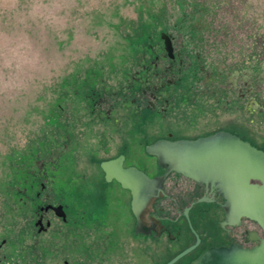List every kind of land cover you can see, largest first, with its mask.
<instances>
[{"label":"rangeland","instance_id":"1","mask_svg":"<svg viewBox=\"0 0 264 264\" xmlns=\"http://www.w3.org/2000/svg\"><path fill=\"white\" fill-rule=\"evenodd\" d=\"M160 31L175 38L187 88L203 92L198 109L177 103L173 120L137 114L129 100L121 104L120 93L149 65ZM246 83L257 103L250 113L246 101L228 102L233 87L238 98ZM93 93L114 105L107 123L92 113ZM259 106L264 0H0V243L9 242L0 261L14 256L22 225L19 193L29 173L22 164L35 169L37 154L68 146L64 174H100L102 148L128 151L136 135L152 142L165 137L170 123L177 137L227 129L264 150ZM115 118L122 131L110 134L105 128L116 125ZM188 124L198 129L178 130ZM139 245V262L148 264L147 256L160 254L164 240Z\"/></svg>","mask_w":264,"mask_h":264},{"label":"flooded vegetation","instance_id":"2","mask_svg":"<svg viewBox=\"0 0 264 264\" xmlns=\"http://www.w3.org/2000/svg\"><path fill=\"white\" fill-rule=\"evenodd\" d=\"M162 33L171 42V56L165 51ZM174 41L171 32H159L155 41L158 46L151 48L152 58L149 65H142V72L136 73L134 84L129 86L125 94L120 93L124 98L122 105L129 100L137 108V114L168 119L174 116L169 117L177 103L195 109L200 107L197 101L202 99L203 92L198 91V88L192 89L191 85L187 88V74H182L183 62L179 60L180 53L175 50ZM194 75L197 77L196 73ZM182 89L184 94L177 95ZM234 90L235 86L233 92L228 94V102L244 100V109L249 113L253 111V103H257L251 97V85L246 83L243 89L240 88L238 98L235 97ZM189 93L191 94L188 95ZM91 101L92 113L107 123L114 105H108L107 100L101 99L96 93L92 94ZM258 109L264 114L263 106ZM114 123L116 125L105 129L113 133L121 132L116 118ZM167 126L165 137L152 142H146L144 134L136 135L132 138L128 151L122 146L111 154L108 149L100 147L103 154L98 161L100 174H64L67 162L71 159L68 146H63L62 149L58 147L56 152L37 154L35 169L28 167V161L22 164L29 173L24 176L23 187L19 193L22 204L19 239L12 244L13 258L6 261L8 257L3 255L6 263L0 261V264H59L61 260L62 264H129V261L130 264H140V240L154 243L164 240L160 254H150L147 258L148 264H166L195 245L198 240L192 251L174 263L191 264L203 251L211 247H227L232 243L245 248L256 245L247 240V232L253 231V226H256L254 223L247 219H242L239 225L228 222L223 193L217 188L197 184L173 172L164 180L163 192L159 197L150 199L142 210L139 215L141 226L136 227L137 220L131 210L130 192L123 189L115 179L107 180L100 168L102 162L123 156L124 168L134 167L149 178H154L162 175L165 169L158 166L154 157L145 153L144 148L147 145L162 139L194 140L218 131L235 135L223 129L202 136L177 137V129H173L171 123ZM195 128L198 129L196 125L188 124L178 130ZM199 130L202 131L203 127ZM259 234L261 235L260 232ZM8 246L9 242L5 238L0 243V250ZM127 253L131 256L129 261L124 259Z\"/></svg>","mask_w":264,"mask_h":264},{"label":"water","instance_id":"3","mask_svg":"<svg viewBox=\"0 0 264 264\" xmlns=\"http://www.w3.org/2000/svg\"><path fill=\"white\" fill-rule=\"evenodd\" d=\"M165 51L171 56L169 38L162 33ZM165 172L149 178L134 167L124 168V157L102 162L107 180L115 179L131 194V210L140 228L139 215L152 198L163 192L170 173L180 174L197 184L217 188L226 200V216L232 225L242 219L254 223L259 232H247L251 248L232 243L203 251L191 264H264V151L236 135L218 131L194 140H157L144 148ZM184 250L166 264H174L194 249Z\"/></svg>","mask_w":264,"mask_h":264},{"label":"trees","instance_id":"4","mask_svg":"<svg viewBox=\"0 0 264 264\" xmlns=\"http://www.w3.org/2000/svg\"><path fill=\"white\" fill-rule=\"evenodd\" d=\"M236 136H238L236 133H234ZM239 138H241L242 140H244V141H247V140H245L244 138H242V137H240V136H238ZM249 142V141H248ZM250 143V142H249ZM252 146H254L252 143H250ZM254 147H256V146H254ZM262 151H264L263 149H262Z\"/></svg>","mask_w":264,"mask_h":264}]
</instances>
